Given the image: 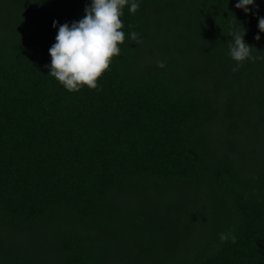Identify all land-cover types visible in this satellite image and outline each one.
Returning a JSON list of instances; mask_svg holds the SVG:
<instances>
[{
	"label": "trees",
	"instance_id": "obj_1",
	"mask_svg": "<svg viewBox=\"0 0 264 264\" xmlns=\"http://www.w3.org/2000/svg\"><path fill=\"white\" fill-rule=\"evenodd\" d=\"M138 2L68 92L48 50L91 0H0V264H264V0Z\"/></svg>",
	"mask_w": 264,
	"mask_h": 264
},
{
	"label": "clouds",
	"instance_id": "obj_2",
	"mask_svg": "<svg viewBox=\"0 0 264 264\" xmlns=\"http://www.w3.org/2000/svg\"><path fill=\"white\" fill-rule=\"evenodd\" d=\"M255 0H238L237 9H242L247 14L248 6L254 5ZM125 7L129 14H135L140 4L138 0H91L90 6L85 8V15L78 22L74 21L61 24L55 36V43L49 48L48 53L51 63L48 66V75L55 78L68 92H78L83 87L95 90L102 75L110 69L113 58L120 55V47L126 39L122 30ZM57 25L53 21V27ZM134 28V25H128ZM258 29L264 32V17L258 20ZM246 29L239 27L238 31H230L232 42L229 43V56L236 65L231 69L234 73L246 60L255 61L259 57L252 55V47L244 42ZM259 40V35L254 37ZM130 39L139 44V33L132 31ZM157 67L164 68L163 61L157 62ZM235 236L231 233H220L221 243Z\"/></svg>",
	"mask_w": 264,
	"mask_h": 264
}]
</instances>
